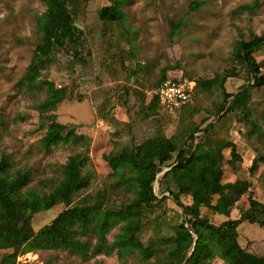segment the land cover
<instances>
[{
  "label": "rangeland",
  "instance_id": "obj_1",
  "mask_svg": "<svg viewBox=\"0 0 264 264\" xmlns=\"http://www.w3.org/2000/svg\"><path fill=\"white\" fill-rule=\"evenodd\" d=\"M195 2L200 6L193 9ZM108 4V0H86L76 19L85 37L79 63H74L69 51L57 50L40 69L38 82H46L53 90H61V85L67 93V100L57 104L54 110L41 112L39 106L49 95L48 86L39 84L29 88L20 81L40 39L36 22L45 11V4L43 0H0V160L10 161L13 169L30 171L25 189L49 192L59 180L67 158L82 151L73 145L44 150L42 137L49 119L54 116L57 121L87 135L91 138L90 161L82 172L88 187L78 191L69 206L97 202L103 209H118L133 196L111 190L114 178L104 160V156L121 147L120 144L130 142L132 138L131 142L138 143V138L142 137L143 127L135 125V96L129 97L127 106L116 97L120 81H126L136 69L135 74L139 78L147 75V84L153 87L162 70L166 69L168 80L194 85L186 104L189 106L187 114L198 113L195 116L200 121L204 115L217 113L222 101L221 88L215 85L210 91L202 92L196 90L195 82L212 79L233 69L236 76L227 78L224 85L227 92H237L252 84L253 78L233 59L234 43L240 39L249 40L264 31V0H132L123 7L125 19L121 25L103 24L98 19V10ZM172 23H178L179 29L171 37ZM253 57L264 72V50L255 52ZM154 89L150 87L148 97ZM253 91H258L253 94L258 100V108L263 107L264 87ZM78 98L84 101L79 102ZM132 120H135L132 127H126ZM171 122H178L181 127L186 124L177 119ZM243 130V124L236 120L230 136L226 134V138L236 144L241 162L236 175L225 167L223 182L249 180L253 197L264 202V179H260L264 166L258 163L257 169L249 172L256 154L242 135L247 128ZM173 131L174 126L166 130L168 135ZM258 151L264 153L259 144ZM224 153L229 155L228 151ZM154 192L159 193L157 183ZM181 202L188 204L190 199L182 196ZM247 203V195H244L231 218H237L247 208ZM65 207L60 204L33 214V230L50 223ZM164 208L165 212L156 208L143 217L144 227L139 238L144 245L154 246L155 254L150 259L137 251L120 254L115 249L110 254L84 261L66 251L40 250L18 254L15 264H165L162 260L169 246H158V237L169 234V225L181 220V209L172 198L166 201ZM201 212L217 225L226 220L205 208ZM121 225L110 229L106 236L109 242L116 238ZM238 234L241 247L264 257L263 225L243 221ZM11 252V249L0 250V264ZM210 264H222V261L216 258Z\"/></svg>",
  "mask_w": 264,
  "mask_h": 264
},
{
  "label": "trees",
  "instance_id": "obj_2",
  "mask_svg": "<svg viewBox=\"0 0 264 264\" xmlns=\"http://www.w3.org/2000/svg\"><path fill=\"white\" fill-rule=\"evenodd\" d=\"M108 1V5L98 10V19L103 24L121 25L125 19L123 7L132 0ZM43 2L45 11L36 22L40 39L20 81L29 88L39 84L48 86L44 81L38 82V74L57 50L69 51L74 63H79V52L85 46L84 31L77 26L76 19L83 11L86 0ZM193 6V9L198 8L200 3L195 2ZM178 29V23L171 24V37L176 35ZM262 49L264 31L249 40L235 41L233 59L253 78L252 84L235 93H228L224 87L227 78L236 76L233 69L212 79L195 82L196 90L202 92L210 91L215 85L220 86L222 101L215 115L206 116L193 127L180 125L171 136L159 133L139 143L131 142L132 138L104 156L114 178L111 190L116 194H133L118 209H103L97 202L69 206L72 197L88 187L82 170L90 161L91 138L51 116L42 137L43 149L50 151L59 145H73L79 146L82 151L67 158L59 180L51 191L44 193L25 189L30 180L29 170L13 169L10 161L0 160V250H12L2 258L1 264H15L18 254L40 250H62L84 261L110 254L115 249L120 254L137 251L145 259H150L155 254L154 246L144 245L139 238L144 227L143 217L156 208L165 212V203L169 198L180 207L181 220L169 225V234L158 237V246H169L162 260L165 264H210L216 258L222 264H264L263 256L248 252L238 242V227L243 221L264 226V202L253 197L249 180L223 182L225 167L236 175L241 160L233 150L225 155V150L231 147L230 142L218 139L219 144L211 143L222 124L237 119L249 128L248 137L254 138L264 148V106L254 107L252 100L254 92H258L253 89L264 87V72L253 57L255 52ZM135 71L128 75L129 79L136 84L147 82V75L139 78ZM166 81L181 80H168L166 69H163L153 87L157 88ZM60 89L53 90L48 86L49 95L39 106L41 112H50L57 104L67 100V93L61 85ZM130 95V90L125 86L116 91L117 99L124 106H127ZM78 101L84 99L78 98ZM135 102L138 107L135 112L137 120L158 115L157 109L160 107L155 96L142 106L145 94L138 93ZM209 119L211 121L201 126ZM134 122L132 120L126 127H132ZM258 163L264 166V153L256 151L249 167L250 173L257 169ZM261 178L264 179V172L260 174ZM155 183L158 195L154 192ZM244 195H247V208L237 218H231L236 204ZM182 196L189 197L190 202L183 204ZM60 204L66 207L50 223L34 231L32 215ZM202 208L224 216L226 220L214 224L202 214ZM117 224H122L121 230L109 242L106 236Z\"/></svg>",
  "mask_w": 264,
  "mask_h": 264
},
{
  "label": "crops",
  "instance_id": "obj_3",
  "mask_svg": "<svg viewBox=\"0 0 264 264\" xmlns=\"http://www.w3.org/2000/svg\"><path fill=\"white\" fill-rule=\"evenodd\" d=\"M148 85L149 84H147V82L136 84L135 82L132 81V79L127 78L126 81H120L118 88H120L122 86L127 87L130 90L131 95L135 96V98H136L138 93L145 94V102L142 105V106H145V105H147V103L149 102L151 97L155 96L154 91H155L156 88L153 90V94L150 97H148L150 87H151V89L154 88L152 86L149 87ZM228 93H233V92H228ZM252 100H253V103H254V107H258L257 98H254V96H253ZM186 104L183 105L180 109H178V110H176L174 112H171V113H167V112L163 113L160 109H157L158 115L153 116L152 118H149L147 120H137L136 119L135 125H141L143 127L142 128L143 129L142 132L140 131L141 134H142V137L138 138L139 142L145 140L146 138H149V137H152V136H154L156 134H159V133H163L166 136L173 135L176 132L178 126L180 127V124H178V122L177 123H172L171 122V121H173L175 119H177V121H179V122L186 123L185 125L188 124V126L191 125V127H193L194 125L200 124L205 119V117L208 116V115H204V117L200 121H197L195 115H197L198 113L187 114L189 106L186 105ZM175 112H176V114H174ZM172 114H174V115L172 116ZM188 115H189V118L187 117ZM176 116H178V117H176ZM127 119H128V116H127ZM170 119H172V120L170 121ZM214 119H216V116L214 117ZM236 120L237 119H235V120L232 119V120L227 121L225 123V125L222 124L223 127L221 129H219L220 132L218 131V134H216V136H215L216 137L215 140L212 141L211 143L219 144L220 141L218 139H224V141L226 140V141L230 142L231 143V147H229L225 151H228V153H230V151L233 150L234 153L240 158V155L238 154V151H237L236 144L232 140H228L226 138V134H229V136H230L231 130L233 128V123ZM209 121H211V119H209L206 123H204L201 126L204 127ZM169 126H174V131L170 135H168L167 132H166V130H167V128ZM243 127H244L243 131H245V128H247V130L245 132H242V135L246 136L244 138L248 140V143L250 144L251 147H253V149L255 151V154H256V151H258V142L254 138L248 137L249 128L246 125H244V124H243ZM198 134H200V133H197L196 135H198ZM253 158H254V156L252 157L251 163L253 161Z\"/></svg>",
  "mask_w": 264,
  "mask_h": 264
},
{
  "label": "built area",
  "instance_id": "obj_4",
  "mask_svg": "<svg viewBox=\"0 0 264 264\" xmlns=\"http://www.w3.org/2000/svg\"><path fill=\"white\" fill-rule=\"evenodd\" d=\"M190 83L187 81H166L160 84L154 91L160 109L171 113L189 102L194 86Z\"/></svg>",
  "mask_w": 264,
  "mask_h": 264
}]
</instances>
